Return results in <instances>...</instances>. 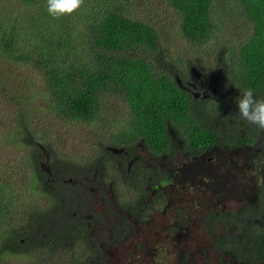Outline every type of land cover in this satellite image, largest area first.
<instances>
[{"label": "trees", "instance_id": "trees-1", "mask_svg": "<svg viewBox=\"0 0 264 264\" xmlns=\"http://www.w3.org/2000/svg\"><path fill=\"white\" fill-rule=\"evenodd\" d=\"M138 1L85 0L72 14L54 18L47 11V0H0V89L14 93L19 106L17 123L21 139L30 151L29 191L50 200V208L26 211L17 224L12 221L16 214H13L11 197L3 202L0 196V220L6 219L4 231L0 230V256L24 255L41 243H49L50 250L57 251V245L72 246L75 237H79L84 238L85 255H82L86 258L74 261L78 250L75 248L71 263L91 264L98 247H91L85 235L87 221L80 223L75 217L81 215L78 208L84 203L80 199L71 201L74 189L78 190L81 183L86 184L87 179L81 175L87 176L89 171H98L102 180L111 174L113 185L118 186L117 193L113 190L114 199L120 204L119 186L125 181L128 197L124 196L127 200L121 209L139 211L144 215V222L151 223L153 214L167 213L162 189L155 196L152 193V183L161 182L157 173L166 178L167 173L150 169L141 175L135 163L131 169L127 168L122 157L111 148L124 149L125 156L133 159L142 146L158 159L156 163L169 162L172 155L175 163L178 158L192 163L206 162L207 155L215 152L223 158L218 159L220 166L229 171L231 166L225 159L228 151L259 144L260 148L252 153L255 165L251 168L259 169V176L264 180V132L242 120L227 99L240 93L226 91L220 97L221 102L208 98L202 103L196 102L198 109H194L193 98L177 83L176 74L183 63L162 44L154 19L137 15L134 7ZM165 3L178 12L182 34L195 42L203 43L214 31L225 30L227 22L232 26L243 24L242 33L237 32L236 36L231 31L230 37L211 56L214 64L219 63L225 69L231 88L250 87L256 96L264 98V0H165ZM26 73L30 74L28 80ZM113 94L123 100L126 108L124 117L111 123L112 131L107 130V144H96L79 154L62 152V130L54 129L68 120L91 122L97 117L103 99ZM34 119L51 125L56 138L42 124L39 129L33 128ZM173 133L177 134L180 145L173 139ZM35 169L38 174L32 175ZM179 173L180 170H175L171 176L177 185L183 184L185 177ZM242 173L239 170L237 175ZM75 176L78 183L72 181ZM50 178L56 182L55 189L48 181ZM198 179L196 176L195 183L183 184V191L189 196L185 203L192 202V208L208 203L204 231L213 235L217 230L220 232L218 227L223 228V234L217 233L216 238L228 246L223 250H232L237 259L252 261L261 255L264 257V250L253 251L259 242L264 248V197L257 208L249 204L251 208L246 205L237 212L215 210L224 192ZM58 194H62L64 203ZM145 203L148 208L144 207ZM72 208H75L74 214ZM61 215V228L51 229V222ZM169 220L174 224L176 217ZM177 220L176 226L167 230L172 232L183 226L182 218ZM190 221L187 227L196 225ZM156 223L169 233L162 226L163 218ZM236 227H240L238 233L236 229L229 232ZM154 232L145 233L152 236ZM240 232L248 237L242 243ZM139 249L137 245L133 252Z\"/></svg>", "mask_w": 264, "mask_h": 264}, {"label": "rangeland", "instance_id": "rangeland-1", "mask_svg": "<svg viewBox=\"0 0 264 264\" xmlns=\"http://www.w3.org/2000/svg\"><path fill=\"white\" fill-rule=\"evenodd\" d=\"M134 9H136L137 15H146L154 19L153 23L158 26L162 44L167 51L170 50L172 56L180 58L183 67L187 63H192L205 72H208L206 70L210 65L209 60H213L211 53L221 45L222 41H226L230 37L231 31H234L237 36V32L242 33L244 28L241 23H235L232 26L227 22L225 30L220 28L214 31L205 42L199 43L188 39L182 34L179 14L175 8L166 4L165 0H139L137 7H134ZM215 14L217 13L215 12ZM34 77L40 83V77L37 75ZM26 78L27 80L30 78L29 73H26ZM221 88L227 91L233 90L225 83L221 84ZM14 95L7 89H0V196L3 202H7L11 197V203L14 208L13 214H16L12 221H16L18 224V221L24 218L26 211L38 210L44 207L50 208V200H46L39 193L36 194L34 191H29L28 176L30 171H32L30 165L28 166L30 151L26 143L21 139V131L17 123L19 106L17 101L14 100ZM125 108L126 104L117 95H109L103 99L97 117L91 122L70 123L68 120L63 126L56 127L54 130H62V138L60 139L62 152L68 151L71 154H79L81 151L84 152L85 148L94 147L96 144H107L106 137H108V132L112 131L111 123L117 122L124 117ZM41 124L56 138L51 125L43 122ZM41 124L39 119H34L32 127L39 129ZM61 143H64V145ZM227 154L228 159L226 157L225 159L231 166L230 169H233V172L230 173L226 171L229 168L220 166L218 159L223 158H219L221 154L214 152V154L206 156V162L198 161L195 168L193 166L187 167L184 170L186 172L185 180L194 181V177L198 176V180H202L200 182L209 183L216 187L219 191L224 192V197L215 210L223 209L237 212L243 207V199L249 201L252 196V194L249 195L250 187L248 186L250 175L245 174L246 177H243L244 173L242 175H237V173L239 170L251 168L252 162L249 160L248 152L243 149L228 151ZM177 161L186 162L179 158ZM162 169H167L164 163L162 164ZM90 172H88L87 176L86 173L81 175L82 177H89L86 178V184L83 185L81 183L78 190L74 189L75 192H73L71 201L80 199L81 203L84 204L80 205L83 209L80 207L78 210L86 216L94 215L97 218L101 217L104 219L109 213L110 222L106 225V231L110 232V227H113V223H117L116 220L120 216L122 218L127 217L126 213L120 210L121 205L127 200L125 197H128L124 187L126 185L122 183L120 185L123 186L122 189L119 186V193L122 195H119L122 203L120 204L114 199L113 190L117 193L118 186L113 185L111 174L106 175L105 180L102 182L95 181L100 177L98 171H93L92 174ZM36 173L38 174V169L31 172L32 175ZM92 175L95 179L90 181ZM76 178L75 176L72 181L77 182L78 179ZM50 183L52 184L51 187L55 189L56 182L51 180ZM164 189L168 191L166 186ZM67 193L70 196L71 193L68 191ZM60 195L62 194H58V196ZM63 196L66 201L70 202L67 199V195ZM175 199L176 197L173 200ZM150 200L149 198L147 202ZM178 202L179 208H187L185 209V217L186 219L188 218L187 223L190 219V222L196 223V225L192 226L194 230L190 229L189 235H185L187 230L184 233L181 231L173 232V234L165 233L162 227L157 226L156 221H161V218H163L162 226L167 230L171 223L169 219L175 213L168 215L166 212L161 213V215L153 214L152 218L155 217L154 222L151 218L153 224L152 222H139L129 219L132 223L131 234H128L126 238L118 239L113 244H110L106 238L102 239V232L94 228L88 237L91 247L97 244L98 253L91 261V264H138V262L140 264H219L220 255L213 249V241L204 237L205 224L200 222L202 215L208 213V203L207 205L206 202L202 203L201 208L195 209L192 208L194 207L192 202L186 204L181 199ZM74 210L75 208H72L71 212L73 214ZM180 210L183 212L182 209ZM92 211L95 213L93 214ZM157 216L159 219H157ZM128 217L130 216L128 215ZM0 221L2 222L0 230L4 231L6 219ZM240 222H243V220L240 219ZM220 230L222 231V228ZM149 231L158 233L154 232L152 236H149L150 233H145ZM219 235L221 234L219 233ZM75 241L72 246L62 247L57 245V251L50 250L51 248L48 250L49 247L47 248L46 246H37L30 248L24 255H9L6 253L0 256V264H72L73 260L71 259L74 256L72 250L75 248H78V250L75 252L77 259H74V261L86 258L82 255H85V250H83L84 243L78 240ZM137 245L141 249L133 252V248L135 249Z\"/></svg>", "mask_w": 264, "mask_h": 264}, {"label": "flooded vegetation", "instance_id": "flooded-vegetation-1", "mask_svg": "<svg viewBox=\"0 0 264 264\" xmlns=\"http://www.w3.org/2000/svg\"><path fill=\"white\" fill-rule=\"evenodd\" d=\"M210 65L207 67L208 69L205 72L204 70H201L198 66L192 64V63H187V65H185L184 67H179V71L180 72L178 74H176V78H177V83L179 85V87L187 92L193 99V103H192V107H194V109H198V105L196 102L202 103V101L208 99V98H213L217 101H220V97L224 95V93H226L227 90H223L221 88V84L225 83L226 85H228L229 83H227L226 80V72L225 69L220 66L219 63L214 64V60H212L210 63ZM205 65V64H204ZM206 66V65H205ZM234 91V93H240L239 90L236 87H233V90L231 92L227 91L228 93H232ZM235 96L232 95L231 97H227L228 100H230V102L232 103L233 107L236 109V104H235ZM237 110V109H236ZM174 135V140H177V134L173 133ZM178 145H180V140H177ZM260 148L259 144L256 145H248V147H244L243 146V150L247 151L249 154V160L252 162V165H250L251 167L255 165L254 161H252V153L253 151H257ZM113 152V151H111ZM114 154L118 155V157H122L120 158L121 161H123V164H125V166L129 169H131L132 164H136V170L140 172L141 175H143L144 173H147L150 169H154V170H158L159 172H166L167 173V178L166 177H161L162 175H160L159 173H157L156 177H160V181H154L152 184L154 185V188H152L154 193V196L157 194V192L162 189L161 193L165 194V197H161L163 200L166 199L167 200V213L169 214H173L175 213V215H173V217H176L175 223L173 224L172 222L170 223V225L168 226V229L171 230L174 226H176L177 223V217H181L182 218V223L183 226H178L179 228H177L176 231H172L170 232L169 230H167L169 232V234H173V232H179L181 231L182 233H184V231L187 230L185 235H189L190 234V229L194 230L193 227H187V221L188 218L186 219L185 217V209L186 208H179L178 201L181 199L182 202H188V198L189 196L186 194V191H183L185 189L183 184L186 183H195L193 181H187L185 180V177L182 181L183 184H179L177 185V181H175V179H172L171 176H173V174L175 173V170H180V173L182 174V176L185 175V169L189 166H193L195 168L196 163H192V162H178L175 163L173 162L174 160V156L172 155L171 157L168 158L169 162L164 163L165 166H167L166 170L162 169V164L163 163H156L158 161V159L154 158L148 151L147 149H145L144 147H140V152L138 154H136V156H134L133 159H130V155L129 156H125L126 155V151L124 149L122 150H118L117 152H113ZM183 157L185 158V152L183 153ZM127 159V160H126ZM201 159V158H200ZM176 160V159H175ZM189 162V163H188ZM187 163V164H186ZM44 166V163H42ZM257 167V166H256ZM259 168V167H257ZM144 171V172H143ZM229 172L231 173V170H229ZM243 177H246L245 174H249L250 175V179H249V183L248 186L250 187V192L249 195L252 194L251 199L248 200H244L243 199V207L251 204V206H254V208H257L259 206H261V203H263L262 198L264 197V180H262L261 176H259V169H255V168H248L246 170H242ZM179 173V174H180ZM90 174H92V172H90ZM122 174V173H121ZM89 177V176H88ZM85 177V178H88ZM165 178V179H164ZM95 179L94 176H92V178H90V181ZM52 179L50 178L48 181H51ZM95 181H104L102 180L101 177H99L97 180ZM58 182V181H57ZM125 183V181L123 182ZM167 187L168 191L165 190L163 187ZM73 193V192H72ZM173 195V196H172ZM180 196L179 198H177V196ZM248 195V196H249ZM172 196V197H171ZM247 196V197H248ZM176 197L175 200H173ZM60 198H62V195H60ZM60 202L63 203V198L60 199ZM71 202V201H70ZM71 203H69L68 205H70ZM124 204H126V202H124ZM148 204L145 203L144 207H147ZM251 206L249 208H251ZM154 210H152V212L154 213L155 207H153ZM130 209V208H129ZM182 209L183 212L180 210ZM59 210V209H58ZM122 211H124L127 215V217L122 218L121 216L116 220L117 223H113V227H110V232L106 231V225L110 222V219L108 218V214L107 217L105 216L104 219H102L100 217V219H98L96 216L92 215V216H86L84 215L82 212H79L81 215L80 216H75L77 219H79L80 223H83L85 221H87L88 227H86L84 229V232L86 237L89 239V235L91 234V232L94 230V228H97L99 231L102 232L103 237H101L102 239L106 238L109 240L110 244L117 242L118 239L122 238V237H127L128 234H131V222L129 219H133V221H141L144 222V215H142V213H140L139 211L136 210L135 213H132L131 210H128V208L123 207L122 209H120ZM239 211V210H238ZM93 212V211H92ZM251 211H249L250 213ZM95 212H93L94 214ZM182 214V216H181ZM128 215L130 217H128ZM204 215H202V219H201V223L205 224L204 221ZM82 217H84L85 219L82 220ZM243 220V219H242ZM104 221V223H103ZM63 222V218L62 215L60 217H56L55 220H53L51 222V226H49L51 229H56L59 230L61 228V223ZM248 223H244L245 225L249 224ZM98 224V225H97ZM262 224V222H261ZM102 225V226H100ZM78 226V223H77ZM219 226H222L219 223ZM239 228L240 227H236V228H230L229 232L231 233L232 230L236 229L237 233L239 232ZM218 229L220 230V228L218 227ZM223 229V228H222ZM204 237L207 239H210L211 241H213V249L216 251L217 254L220 255V262L219 264H264V257L263 255H261L260 258H258L257 260H252L251 259H237L234 256L233 251H228L226 249L223 250V248H227L228 246H226L223 242H221V239H217L216 238V234L220 233L221 235L223 234L222 231L220 230V232L217 230V233L213 234V235H209L208 233H206L204 231ZM264 233V232H263ZM241 236L240 238H242L241 243L247 239L248 237L246 236V233L240 232L239 233ZM220 235V236H221ZM39 237V236H37ZM76 240L78 241H82L84 242V238L79 239V237H75ZM44 240V239H42ZM90 242V241H89ZM46 246L47 248L49 247V243L48 245L44 244H40V246ZM91 246V243H90ZM97 246V244L94 246V248ZM235 248V247H234ZM250 248V247H249ZM50 248H48L49 250ZM223 250V251H222ZM263 251L264 248L262 246H260V242L258 243V245L256 246V248L253 250L254 252H260ZM261 251V252H262ZM98 253V251H97ZM263 257V258H262Z\"/></svg>", "mask_w": 264, "mask_h": 264}, {"label": "clouds", "instance_id": "clouds-1", "mask_svg": "<svg viewBox=\"0 0 264 264\" xmlns=\"http://www.w3.org/2000/svg\"><path fill=\"white\" fill-rule=\"evenodd\" d=\"M84 2L85 0H47V11L52 17L59 18L77 11ZM239 90L240 94L235 98L239 117L264 132V98L256 96L250 87Z\"/></svg>", "mask_w": 264, "mask_h": 264}, {"label": "water", "instance_id": "water-1", "mask_svg": "<svg viewBox=\"0 0 264 264\" xmlns=\"http://www.w3.org/2000/svg\"><path fill=\"white\" fill-rule=\"evenodd\" d=\"M111 150H113L114 152H117L118 150H122V149L111 148Z\"/></svg>", "mask_w": 264, "mask_h": 264}]
</instances>
